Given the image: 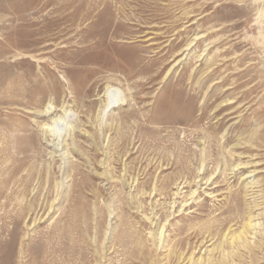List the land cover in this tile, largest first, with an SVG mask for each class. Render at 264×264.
I'll use <instances>...</instances> for the list:
<instances>
[{
    "label": "rangeland",
    "instance_id": "374dc122",
    "mask_svg": "<svg viewBox=\"0 0 264 264\" xmlns=\"http://www.w3.org/2000/svg\"><path fill=\"white\" fill-rule=\"evenodd\" d=\"M0 178V264H264V0H0Z\"/></svg>",
    "mask_w": 264,
    "mask_h": 264
},
{
    "label": "bare ground",
    "instance_id": "6f19581e",
    "mask_svg": "<svg viewBox=\"0 0 264 264\" xmlns=\"http://www.w3.org/2000/svg\"><path fill=\"white\" fill-rule=\"evenodd\" d=\"M107 39V38H106ZM109 39V38H108ZM194 39V38H193ZM102 43V42H101ZM108 47V46H107ZM180 89V88H179ZM111 95H110V93L106 96V103H105V109H108L109 107H111V105H112V103H114V102H112L111 101V98L112 97H110ZM117 102V101H116ZM191 106V105H190ZM50 110H48V111H46V113L45 114H47V113H50L49 112ZM189 111V110H188ZM194 114H193V112H191L190 113V115H189V118L188 119H191L192 118V116H193ZM64 118V117H63ZM223 119L224 118H222V119H220V124H222V123H224L223 122ZM58 120H60V118L58 119ZM57 121V119H55L54 120V122H56ZM203 158V157H202ZM161 162V161H160ZM9 169V168H8ZM1 179V178H0ZM207 182H208V180H207ZM206 182V183H207ZM5 183V182H4ZM205 183V184H206ZM3 189H4V187H0V195H1V193H2V191H3ZM194 194H195V191H193L192 193H190V197L192 198V196H194ZM190 200V199H189ZM186 204H187V202L183 205V207L184 206H186ZM251 221V220H250ZM248 222V223H246L245 225H243L244 227L242 228V230H241V232L238 234V235H236V237H233V235H231L230 237H229V239L228 240H226V241H230L229 243H228V245H232L233 246V244H238L239 245V243H240V245H242L243 246V244H244V240L246 239V238H248V237H246V235H248V234H246V231L248 232V230L251 228V229H253L254 228V226H258V225H255L254 224V226L253 225H251V222ZM253 224V223H252ZM258 229V228H257ZM253 232V231H252ZM254 232H256V230L254 231ZM249 233V232H248ZM227 237V236H226ZM225 236H224V239H223V241H225V238H226ZM205 239V238H204ZM207 240V238L205 239V240H203V241H206ZM210 241V240H209ZM209 241H206L205 242V244L207 243V242H209ZM238 241H240V242H238ZM202 242V241H201ZM203 243V242H202ZM65 244V243H64ZM247 244V243H246ZM249 244V243H248ZM237 247V246H236ZM240 248H241V246H239ZM246 247V246H245ZM244 247V248H245ZM248 247V246H247ZM234 248V247H233ZM243 248V247H242ZM232 251V250H231ZM192 255L193 254H191L190 256H189V258H188V262H191L193 259H192ZM181 258H179V260H180ZM202 259V258H201ZM202 261V260H201ZM192 263H194V262H192ZM196 263V262H195ZM223 264V263H222Z\"/></svg>",
    "mask_w": 264,
    "mask_h": 264
}]
</instances>
